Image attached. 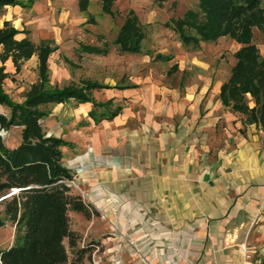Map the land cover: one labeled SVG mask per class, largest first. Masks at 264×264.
Returning a JSON list of instances; mask_svg holds the SVG:
<instances>
[{
  "label": "crops",
  "instance_id": "crops-1",
  "mask_svg": "<svg viewBox=\"0 0 264 264\" xmlns=\"http://www.w3.org/2000/svg\"><path fill=\"white\" fill-rule=\"evenodd\" d=\"M221 85H162L170 105L137 124L122 114L95 124L86 102L59 126L73 145L62 147L70 185L96 212H71L73 230L98 241L103 264H260L264 127L226 108Z\"/></svg>",
  "mask_w": 264,
  "mask_h": 264
},
{
  "label": "trees",
  "instance_id": "trees-1",
  "mask_svg": "<svg viewBox=\"0 0 264 264\" xmlns=\"http://www.w3.org/2000/svg\"><path fill=\"white\" fill-rule=\"evenodd\" d=\"M34 0H0L6 5L28 6ZM92 0H77L86 12ZM101 12L114 15L117 0H97ZM184 46H199L230 37L241 44L235 53L231 74L221 85L219 98L234 113L243 115L244 124L264 127V56L253 42L254 28L264 26L263 0H199V9H188L182 18L167 23ZM17 29L5 21L0 27V104L9 116L0 113V128L22 126L21 140L14 147L4 145L0 136V226L5 219L16 227L14 243L0 250V264H86L90 263L98 241L81 244V236L71 227V212L90 218L96 212L73 191V175L63 164L62 147L69 143L60 136L47 135L40 120L47 115L41 106L75 100L100 106L90 92L97 85L53 87L48 83L47 59L52 49L36 46L29 38H15ZM145 34L138 16L129 9L119 26L114 44L122 52L140 53ZM86 52L105 54L106 47L84 46ZM37 53L40 80L26 92L21 103L3 89L8 77L4 62L10 59L18 70L20 63ZM168 58V57H166ZM121 108L108 115H89L96 121L110 120ZM14 190V191H13ZM70 249L69 257L64 241ZM80 243V244H79ZM260 264H264V256Z\"/></svg>",
  "mask_w": 264,
  "mask_h": 264
},
{
  "label": "rangeland",
  "instance_id": "rangeland-1",
  "mask_svg": "<svg viewBox=\"0 0 264 264\" xmlns=\"http://www.w3.org/2000/svg\"><path fill=\"white\" fill-rule=\"evenodd\" d=\"M191 8L199 9V0H117L113 6L114 15L102 13L97 0L91 1L86 12L78 9L77 0H34L25 7L4 6L0 12V27L7 21L18 31L15 38L27 37L36 46L47 45L52 49L47 59L51 86L80 87L84 82L97 85L90 94L101 105L93 107L87 102L91 107L86 112V117L95 124L107 119L96 122L89 115L92 109L96 115H108L119 107V114L125 115L129 120L127 124L131 125L144 121L154 107L170 105L160 96L162 85L179 89L183 94L190 85L208 83L212 87L230 76L236 62L235 53L241 44L230 37H221L215 42H201L199 46H184L178 34L167 25L172 19L182 18ZM129 9L134 10L144 30L140 53L122 52L114 44ZM253 32V42L264 56V26L254 28ZM84 46L108 50L105 54H95L86 52ZM4 67L8 77L3 89L13 101L21 103L26 92L40 80L38 55L35 53L22 61L18 70L10 59L4 62ZM79 104L69 100L41 106L47 112L40 120L43 131L55 135L60 131L59 126L65 128L78 121ZM9 112L7 106L0 104L1 114L8 117ZM78 124L86 122L80 120ZM21 129L22 126L0 128L4 145L16 146L21 140ZM67 142L69 144L63 147L73 146ZM0 215L3 216L2 206ZM71 227H79L73 214ZM15 235V225L5 219L0 226V250L11 246ZM64 244L70 257L66 240ZM97 249L92 252L91 264H103Z\"/></svg>",
  "mask_w": 264,
  "mask_h": 264
},
{
  "label": "built area",
  "instance_id": "built-area-1",
  "mask_svg": "<svg viewBox=\"0 0 264 264\" xmlns=\"http://www.w3.org/2000/svg\"><path fill=\"white\" fill-rule=\"evenodd\" d=\"M70 183L74 184L72 181H70V182H69V184H70ZM246 257L250 258V257H251V255H250V254H247V256H246Z\"/></svg>",
  "mask_w": 264,
  "mask_h": 264
},
{
  "label": "water",
  "instance_id": "water-1",
  "mask_svg": "<svg viewBox=\"0 0 264 264\" xmlns=\"http://www.w3.org/2000/svg\"><path fill=\"white\" fill-rule=\"evenodd\" d=\"M14 191V190H13Z\"/></svg>",
  "mask_w": 264,
  "mask_h": 264
}]
</instances>
